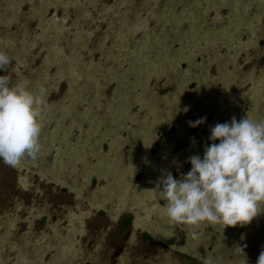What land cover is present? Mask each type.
Wrapping results in <instances>:
<instances>
[{
  "label": "rangeland",
  "instance_id": "obj_1",
  "mask_svg": "<svg viewBox=\"0 0 264 264\" xmlns=\"http://www.w3.org/2000/svg\"><path fill=\"white\" fill-rule=\"evenodd\" d=\"M0 49L49 106L38 157L0 161V264H256L264 213L194 237L152 190L264 119V0H0Z\"/></svg>",
  "mask_w": 264,
  "mask_h": 264
},
{
  "label": "clouds",
  "instance_id": "obj_2",
  "mask_svg": "<svg viewBox=\"0 0 264 264\" xmlns=\"http://www.w3.org/2000/svg\"><path fill=\"white\" fill-rule=\"evenodd\" d=\"M13 59L0 49V72ZM13 72L0 75V161L14 167L42 151L40 117L49 106L42 87L30 89L19 79L13 83ZM206 119L188 124L196 128ZM208 140L202 157L188 158L191 168L181 179L165 172L152 190L166 202L161 209L169 224L192 229L194 237L202 225L243 227L264 213V119L232 117L211 127ZM256 264H264V250Z\"/></svg>",
  "mask_w": 264,
  "mask_h": 264
},
{
  "label": "bare ground",
  "instance_id": "obj_3",
  "mask_svg": "<svg viewBox=\"0 0 264 264\" xmlns=\"http://www.w3.org/2000/svg\"><path fill=\"white\" fill-rule=\"evenodd\" d=\"M39 1H40V0H39ZM43 1H44V0H43ZM156 2H157V1H156ZM37 5H38V4H37ZM42 6H43V5H42ZM40 7H41V6H40ZM44 8H45V7H44ZM39 11H40V8H39ZM195 12H196V11H195ZM159 19H160V18H159ZM123 38H124V37H123ZM80 39H81V38H80ZM49 54L51 55V53H49ZM50 55H49V56H50ZM47 57H48V56H47ZM50 60H51V58H50ZM72 74L74 75V78H73L74 81H76V80H75V77H78L79 74H78V72L76 71V68H75V67H74L73 70H72ZM37 76H38V75H37ZM27 85H28V84H27ZM50 171H51V170H50Z\"/></svg>",
  "mask_w": 264,
  "mask_h": 264
},
{
  "label": "flooded vegetation",
  "instance_id": "obj_4",
  "mask_svg": "<svg viewBox=\"0 0 264 264\" xmlns=\"http://www.w3.org/2000/svg\"><path fill=\"white\" fill-rule=\"evenodd\" d=\"M261 75H264L263 72L261 73ZM234 85L235 84H232V86H234ZM48 172L51 173V171H48ZM25 254H28V252L27 251H21V256H24Z\"/></svg>",
  "mask_w": 264,
  "mask_h": 264
}]
</instances>
